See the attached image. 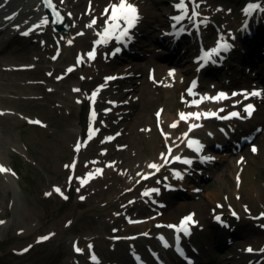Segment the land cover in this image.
<instances>
[{
    "label": "rangeland",
    "instance_id": "obj_1",
    "mask_svg": "<svg viewBox=\"0 0 264 264\" xmlns=\"http://www.w3.org/2000/svg\"><path fill=\"white\" fill-rule=\"evenodd\" d=\"M74 1L55 0L68 19L71 34L74 31L71 45L67 43L70 40L68 33L59 34L51 25H43L38 35L35 33L28 41L23 39L20 47L16 44L17 38L12 42L16 47L12 54L18 63H27L29 58L37 59L34 68L25 72L0 70V83L9 90V93L0 94V104L11 108L10 114L0 117V155L2 163L15 173L8 172L7 178L0 176V220L5 221L0 224V264H81L89 260L93 252L101 253L102 264H133L129 245L120 243L115 235L127 237L130 234L129 238L145 235L154 229L152 240L139 239L131 244L138 245L151 260L149 250L159 244L163 232H171H166L167 228L162 225H179L181 218L192 213L199 217L200 211L203 214L195 229L197 234L190 242L197 246L202 264H239L236 258L232 260L235 255L242 254L249 246L260 250L264 219L257 217L264 212V119L260 118L264 107L253 121L235 122L236 126H232L228 134L211 136L207 128L197 131L194 135L207 140L212 150L223 145V153L208 163L203 174L194 172L190 174L192 177L177 184L178 193L175 195H167V185L176 179L172 177L173 169L159 172L149 182H143L138 175L151 162H162L160 155L166 152L170 142L180 140L177 138L189 130V123L183 121L176 128L170 125L180 119L178 113L193 112V109L185 108L189 107L185 101L193 100L186 90L192 77L190 72L194 70L191 56L201 50V40H204L202 48L207 49L221 35L226 39L237 38L244 27L242 10L249 0H204L200 6L201 18H206L209 25H201L202 34L196 40L181 36L180 39L167 38L171 33L168 27L171 0H150L140 4L130 0L144 11L146 17L132 56L111 61L109 53L112 48L106 50L104 59L112 65L104 64L100 56L91 60L87 53L96 46L94 42L99 39L96 33L106 27L105 10L121 0H76L80 3L77 8L73 7ZM21 3L23 5L15 12L14 20L38 24L44 14L35 0H22ZM88 13L92 19L101 17L94 28L87 27L92 20L85 18ZM1 23L0 28L3 27ZM261 27V31L247 28L244 42L249 50L236 41L241 51L246 50L245 63L236 61L239 51L231 60L229 72L235 71L241 83L243 79L250 82L252 85L248 90L264 87V26ZM5 28H14V25L7 24ZM81 32L84 34L78 35ZM12 34L10 29L0 33L1 48L5 46L1 56L8 53L6 45L11 42ZM81 54L83 62L77 64ZM53 56L57 58L54 60ZM9 62L12 61L5 63ZM5 63L4 59L0 60V66ZM73 65L74 70L67 72ZM169 69H174L172 76H169ZM149 70L160 75H151ZM184 70L190 71L183 73ZM253 73L257 74V79L252 77ZM226 74L227 70H223L219 76L204 75L202 84L209 89L202 88L201 92L206 90L208 95L216 97L227 83ZM106 77H120V81L109 92L98 91ZM37 80L41 84L33 83ZM173 80L182 84L175 86ZM235 84L239 86V83ZM76 88L81 91H74ZM93 92H97L94 105L91 101ZM78 100L83 102L78 103ZM112 104H115L116 115L107 120L106 112ZM219 105L210 104L208 107ZM93 107L97 113L94 122L91 120ZM161 108L164 117L159 121L163 131L171 134L170 142L165 140L154 121V113ZM28 119H39L44 126L29 125ZM206 122L207 119L200 123ZM90 127L98 130L91 140L88 139ZM250 134L253 135L252 141L236 149ZM108 137L115 139L107 140ZM77 143L84 145L79 153L75 151ZM252 145L257 147V152L251 151ZM181 148L180 145L177 149ZM74 161V172L65 168ZM109 163L114 166L108 167ZM96 168H103V174L96 173ZM90 171L94 173L93 178L86 175ZM79 177L88 182L81 186ZM164 177H168L167 182ZM158 180L161 183H157ZM55 187H59L68 199L55 192ZM154 187L165 196L156 199V193H153L150 196L152 204L147 207L141 202L140 194ZM49 192L52 195H45ZM214 195L218 196L221 205L229 208L220 210L212 200ZM81 196L85 199L81 200ZM167 202L169 206L165 209L156 206ZM245 206L250 211H246ZM217 211L224 216L223 224L216 223V226L212 219L213 212ZM119 212L124 213L128 222L144 226L149 223V226L146 230L140 228L129 232L130 223H113ZM137 212L139 215L134 216L133 213ZM158 215L162 220L151 224L150 221ZM69 221L72 222L70 225ZM203 227L205 231L201 232ZM52 233L50 239L37 242L41 236ZM218 233L222 236L216 240L213 236ZM77 243L85 250L83 254L76 253L74 246ZM89 244L94 246L93 249H88ZM239 244L245 246L239 248ZM29 245L32 246L29 251L22 253L21 250ZM165 256L168 262L176 264L172 249ZM247 261L244 259V263Z\"/></svg>",
    "mask_w": 264,
    "mask_h": 264
},
{
    "label": "snow or ice",
    "instance_id": "obj_2",
    "mask_svg": "<svg viewBox=\"0 0 264 264\" xmlns=\"http://www.w3.org/2000/svg\"><path fill=\"white\" fill-rule=\"evenodd\" d=\"M204 0H173V4H174V8L177 10V14L172 15L171 16V24L170 27L173 29V31L171 33H169L170 35L173 36H178L179 34L188 31V28L184 26L185 22H187L188 24L193 25L197 30H199V28L201 27V25L206 26L208 21L206 18H201L202 14L199 11V8L201 6V3H203ZM43 3L48 6L49 8L52 9L53 13L55 14L57 21H62L63 17L60 16L59 12L56 11V5L53 3V0H43ZM110 9L114 10L111 13V17L109 21H106L105 23L107 24L106 27H104L103 31L100 32L98 31L96 33V35L99 37L98 40H96L94 43L96 45H99L101 43L107 45L110 40L112 38H115L117 40H119L121 43H125L129 40H132L133 37V32L134 30L139 26L140 22L142 21V16L140 13V9L138 8V6L132 4L130 2V0H121V2L119 3H113L112 5H110ZM219 10V9H217ZM108 9L105 10V15H108ZM244 12V14L246 16L252 15L254 12L259 11L261 13H264V3L262 2H249L248 4H246L245 8L242 10ZM69 15H71V13H69ZM112 21H115V24L113 25ZM123 22V23H122ZM48 23V17L44 16L40 22L38 24H34L31 28H29L27 31H25L23 34L24 35H29L34 29L36 28H40L43 25H46ZM99 23V19H92L90 21V23L87 25V27L89 28H94L97 24ZM179 25V27H178ZM17 27H19L17 25ZM245 28H247V25H245ZM84 33H78V35H83ZM232 39H234V37H232ZM67 43L69 45H71L73 43V41L70 39L67 41ZM234 48V44H232L231 42H229V40H227L223 35H221V37L219 38V40L217 41V46L210 49V50H204L203 48L201 49L202 55L200 57H197V61H203V63L200 64V67H204L206 66L209 62L211 63H217V59H215L214 57H220L222 52H230L232 49ZM121 51L120 48H116L115 51H113L111 53L112 56H115L117 53H119ZM57 55H59V53H57ZM97 55L96 49L95 47L93 49H91L88 53L87 56L92 59L95 60ZM57 58V56H53V59L55 60ZM83 62V54H81L80 56H78L77 58V64L82 63ZM75 68V65L68 67V69L66 70L67 72L71 73ZM199 70V69H198ZM174 73V69H169V76H172ZM49 75H51V73H49ZM62 77H57V79H61ZM120 77H106V81L107 82H111L113 80L119 79ZM154 79V77H153ZM104 86H101V89H99L98 91H102ZM197 87V81H193L192 86L189 87L186 91L188 92L189 95L193 96V100L191 101H185L189 107H199L200 104L204 103L205 100H214L216 102H220L221 100H228V99H234L235 97H239V96H243L244 100L238 102L235 107L239 108L240 104L245 103L247 100H250L252 97L254 96H264V92H262L259 89H253L251 92H248L247 90H245L244 92H236L233 96H229L227 93L225 92H220L216 97H212V96H207V97H201L199 100L195 99V96L197 95L193 90ZM74 91L76 92H80L81 89L76 88L74 89ZM96 97H97V92H93L91 95V101L93 103V105L96 102ZM184 98L182 97V100ZM78 103H82L83 101H77ZM108 111H111V109H109ZM227 109L226 108H221L220 112H226ZM245 111L249 114V118L251 117V115L254 113L255 111V105L254 104H250L245 108ZM163 112V109H161L160 111H158L156 113L157 117L160 118L161 114ZM97 118V113L95 111V108L93 107L92 111H91V120L92 122H94ZM179 120L178 121H174L170 127L172 128H176L179 126V123L181 121L187 122L189 123V130L188 132H185L182 134L181 138H177L181 140V143H183L185 140L187 141V147L190 149H193L194 152H196L201 159V162L203 163H209L215 160V157L213 156H208V155H204V149H205V145L198 139L192 138L189 139L191 132L194 131L196 128L198 127H203V123H193L192 121H202L204 118L207 119H221V120H233V119H245V117L241 114V112L236 111V112H232L226 116H221L220 113L218 112H180L179 113ZM31 123H35V124H42V121L36 120V121H30ZM98 130H96L95 128L90 127L89 131H88V139L91 140L94 136V134L97 133ZM161 131L164 135V138L166 141L170 140L171 138V134L164 132L163 131V127L161 126ZM209 135H212L211 133H209ZM115 137H108L107 140H114ZM172 144H175V147L178 148L180 147V144H176L175 141H172ZM172 144L168 145V151L167 153H161L160 155V160L162 161V163H157V162H151L148 167L150 169H154V172H148V173H138L139 176H141L142 179L147 180L149 179L151 176L156 175L157 173H159L161 171L162 168L169 166V158H171V163H176L179 162L183 165H187L189 168H191V166L195 163V161L191 158H187V157H183L182 155H175L174 157L172 156V153L174 151V148L172 146ZM84 147V145L82 143H77L75 145V151L77 153L80 152L81 148ZM251 151L253 153L257 152L258 149L255 145H252ZM104 155H106L107 153L104 152ZM241 162H243V158H241ZM92 163H99L98 161H93ZM114 165L112 163L108 164V167H113ZM75 167H76V162L74 161L72 164L69 165H65V168H71L73 170V172L75 171ZM173 175L175 176V178L177 180H183L185 177V173L177 170V169H173ZM11 172L13 175H15L14 172H12L11 169L7 168L5 165L0 164V173H8ZM96 173L99 174H103L104 169L103 168H96L95 169ZM88 178H93L94 177V173L93 172H88L87 174ZM80 180V184L81 186H83L84 184H86L88 181L84 178V177H79L78 178ZM165 180L168 179V177H164ZM70 181H71V177H70ZM237 181L239 183L240 181V177H237ZM157 183H161V181H157ZM167 187L169 188V190H172V186L171 184L167 185ZM77 191H79L80 189L77 188ZM55 192L60 193L62 196H64L62 190L59 187H55L54 189ZM160 189L159 188H151L150 190H146L144 193H142L143 196H151L153 193H159ZM45 195H52L51 192L46 193ZM64 199H68L67 196H64ZM81 200L85 199L84 196L80 197ZM220 207H222V205H220ZM246 211H250V209H247V206H245ZM194 213L193 214H189L188 216H186L180 225H167V227L169 228H174L176 229L177 232V251L183 255L182 250L179 247V233L182 231L183 233L187 234V235H191V230H190V225L197 223L194 220ZM233 215L238 217V214L233 212ZM257 219H264V212L260 213V216L257 217ZM216 220L221 222L223 224V220L221 218V216L217 215L216 216ZM5 223V221L0 220V224ZM69 225L72 223L71 221L68 222ZM161 226V225H158ZM54 235V233L49 234V235H45V236H41L39 238V240L37 242H41V241H46L48 239H50V236ZM147 235V233L145 234ZM161 240H164L165 242V247H169L171 245L168 244V242L165 240V238L163 236L160 237ZM32 246L29 245L27 248H24L21 250L22 253L24 252H28L29 249ZM75 247V251L78 254H83L84 253V249H82L81 247H79L78 243L74 246ZM88 249H93V245L89 244ZM247 252L249 253H253L256 250H254L251 246H249L246 249ZM261 253H264V249H260L259 250ZM91 261L93 262V264H100L98 257L96 256V254L93 252L91 254L90 257ZM137 259H139V257H137Z\"/></svg>",
    "mask_w": 264,
    "mask_h": 264
},
{
    "label": "bare ground",
    "instance_id": "obj_3",
    "mask_svg": "<svg viewBox=\"0 0 264 264\" xmlns=\"http://www.w3.org/2000/svg\"><path fill=\"white\" fill-rule=\"evenodd\" d=\"M36 1V3L39 5V8H41V5H40V3H39V1L38 0H35ZM72 0H70V2H71ZM136 1H138V2H147V1H150V0H136ZM264 1V0H263ZM22 2V0H7V3L6 4H9L10 5V11H7V13H5V15H10L12 12H14V10H20L21 9V6L23 5V3H21ZM172 3H173V0H172ZM71 5H72V3H71ZM79 5H80V3L79 2H77L76 0L74 1V5H73V7H75V8H77V7H79ZM70 6V5H69ZM150 10L152 9V7H151V5L148 7ZM42 9V8H41ZM12 11V12H11ZM113 11V10H112ZM150 12V11H149ZM45 15L44 16H47L48 17V22L50 21V19H49V16L46 14V13H44ZM98 14V13H97ZM148 14H150V13H148ZM168 14H170V18H171V16L172 15H175V14H177V12L175 11V10H171ZM73 16V18H75V15L73 14L72 15ZM95 16L97 17V15L95 14ZM255 17V18H254ZM254 17H252V16H249V17H247V20L249 21V22H252V21H256V19H258V18H261V15L260 14H255V16ZM85 18H88V19H92V17L90 16V14L88 13L87 15H85ZM98 19H100L101 17H97ZM103 18L106 20V21H109L110 20V16H107V17H105V16H103ZM246 20V19H245ZM21 22H22V20H20L19 19V21L17 22V23H19V24H21ZM112 23L113 24H115V21H112ZM106 24V23H105ZM24 26H21L20 28H18V29H16L15 30V35L11 38V42H9L7 45H6V48H7V54H6V56H1L0 55V60H3L4 59V63L5 62H8V61H12V62H9V63H5V64H2V66L3 67H9L8 65H6V64H13V65H19L18 64V61L19 60H17V58H16V56H14V54H12V52H14V49H16V47L14 48L13 46H12V42H14V39L13 38H17L18 40L16 41V44H19V47H20V45L22 44V43H24V40L23 39H26L27 41H28V39H31L33 36H34V31H32L29 35H24L23 33L25 32V31H27L28 30V28L31 26V25H28V26H26L25 24H23ZM107 25V24H106ZM251 25V24H250ZM187 28H189V27H187ZM38 29V28H37ZM71 29L72 28H70V30H69V33H68V36H69V38L70 39H73L75 36H74V31H73V33L71 34ZM191 29L189 28V31H190ZM109 44H111V42H109L107 45H109ZM106 45V46H107ZM1 46H2V43H0V53H2L4 50H5V46L4 47H2L1 48ZM104 52H105V50L104 49H100L99 51H98V55L99 56H104ZM168 56V55H167ZM6 57V58H5ZM33 61V62H31V61ZM36 59H30L29 58V62H31V63H26L27 65L28 64H33L34 63V61H35ZM22 63V62H21ZM110 64V63H109ZM20 65H24V64H20ZM150 72V71H149ZM186 72V71H185ZM151 74H152V71H151ZM153 74H155V75H160L158 72L156 73V72H154L153 71ZM194 76H196V74H194ZM241 79V78H240ZM239 79V80H240ZM182 83H180V81L179 80H177V81H175V85L176 86H180ZM249 84V85H248ZM242 85H243V87H242V89H238L237 88V91H235V92H244L245 90H247L248 92H251L253 89H247L249 86H251L252 84L250 83V82H247L246 80H244L243 79V81H242ZM5 93H9V90L7 89V88H4V86L0 83V94H5ZM239 98V100L240 101H243L244 100V97L243 96H239L238 97ZM254 100H256V102L255 103H259V104H261V105H264V99H262V97H259V96H254ZM251 99H253V97L251 98ZM251 99L250 100H247L245 103H249V102H251ZM239 101V102H240ZM236 99H235V101L233 100V102L231 101L230 103H228V104H225L222 108H226L227 110H230V112L232 113V112H236V111H239V112H241V114L245 117V112H244V107H239V108H237V107H235V105H236ZM0 111L4 114V115H7V114H10V111H11V108H9V107H4L2 104H0ZM216 111L217 112H220L219 111V109L218 108H216ZM257 116H258V114H256ZM255 115V116H256ZM259 116H260V113H259ZM0 117H2V116H0ZM246 118H247V116H246ZM260 118H263L264 119V113L261 115V117ZM220 120V119H219ZM154 121H157V119H156V116H155V119H154ZM222 121H224V120H222ZM218 123H220V121H217V122H212V121H210V122H208L207 123V126L209 127V129L210 130H214L215 128H218V127H216L215 125H217ZM232 126H236V125H232ZM2 137V128H1V125H0V138ZM174 156V155H173ZM217 157V156H216ZM218 157H221L220 155H218ZM160 163H162V162H160ZM0 164H2V162H1V155H0ZM96 166H98V165H96ZM154 169H150L148 166H146L145 167V169H144V171L145 172H152ZM0 176H2V177H5V178H7V173H0ZM0 186H2V183L0 182ZM247 197H248V195H247ZM212 200H213V202H215V203H220V201H219V198H218V196L217 195H214V197H212ZM141 202L142 203H144V204H150V201H149V197L147 196H142V198H141ZM172 204V203H171ZM182 205V208L183 209H187L186 207V205L185 204H181ZM134 208H135V205L132 207V209H133V211H134ZM202 212L200 211V214H199V217H197V221L199 222L200 221V218L202 217ZM122 215H123V213H120L119 212V215L114 219V221H113V223L114 224H119V225H122L121 224V222L122 221H125V219L124 218H122ZM133 215L134 216H137V215H139V212H137V213H133ZM157 219H160L159 217H157ZM149 225L146 223L145 224V226L144 225H142V224H138V223H131L130 224V229H129V232L131 231V232H134L135 230H141L140 228H143V230H146L147 229V227H148ZM115 236H120V235H115ZM179 236H180V238H181V242L182 243H186V238L183 236V235H181L180 233H179ZM222 236V233H218V234H216V235H214L213 237H215V239L217 240V239H219L218 237H221ZM208 239V243H210V238H207ZM260 242H259V245H260V249H264V238H260ZM175 242V241H174ZM173 242V243H174ZM240 246H239V248H242V247H244L245 246V244H239ZM246 246H248V245H246ZM253 246V245H252ZM238 249V248H237ZM161 251H164V250H161ZM235 254H237V253H235ZM257 254V255H256ZM237 256V257H236ZM237 259V261L239 260L240 261V264H244V259L246 260V259H248L249 260V262H250V264H262L263 262L261 261L262 259L264 260V253H261L260 251L259 252H256L255 253V255H248L247 253H242V254H240V255H235L233 258H232V260L233 259ZM256 258V260H254ZM82 264H84V263H82Z\"/></svg>",
    "mask_w": 264,
    "mask_h": 264
},
{
    "label": "water",
    "instance_id": "obj_4",
    "mask_svg": "<svg viewBox=\"0 0 264 264\" xmlns=\"http://www.w3.org/2000/svg\"><path fill=\"white\" fill-rule=\"evenodd\" d=\"M51 9V8H50ZM51 11H52V9H51ZM52 15H53V17H54V24L56 25V26H60V27H64V25H65V19L63 18V20L62 21H57V18H56V16H55V14L53 13V11H52ZM61 16V15H60ZM62 17V16H61Z\"/></svg>",
    "mask_w": 264,
    "mask_h": 264
}]
</instances>
